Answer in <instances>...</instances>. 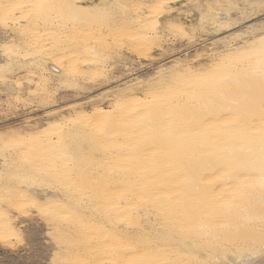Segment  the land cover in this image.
<instances>
[{
  "label": "rangeland",
  "instance_id": "obj_1",
  "mask_svg": "<svg viewBox=\"0 0 264 264\" xmlns=\"http://www.w3.org/2000/svg\"><path fill=\"white\" fill-rule=\"evenodd\" d=\"M14 1L0 0L8 4L0 11V216L13 223L0 264H179L175 229L160 225L164 209L175 214V197L139 186L163 161L187 167L191 142L172 131L160 141L158 121L114 107L132 99L143 107L151 91L194 73L208 91L209 119L211 111L230 121L264 115V53L211 69L264 37V0H75L83 16L72 0H39L33 13L20 11L31 0ZM27 15L41 16L37 29ZM46 53L71 64L70 74L54 72ZM98 110L110 114L91 118ZM18 138L42 141L21 154L12 148ZM24 194L66 205L53 213L25 204L19 214ZM256 234L238 251L216 246L198 264H264V233Z\"/></svg>",
  "mask_w": 264,
  "mask_h": 264
},
{
  "label": "bare ground",
  "instance_id": "obj_2",
  "mask_svg": "<svg viewBox=\"0 0 264 264\" xmlns=\"http://www.w3.org/2000/svg\"><path fill=\"white\" fill-rule=\"evenodd\" d=\"M40 1L43 2V0ZM40 1L31 0V5L20 8V11L33 13L31 8L35 9L34 4ZM70 2L73 9L80 12L81 16L90 14L88 11H83L84 9L80 10L75 0ZM15 3L18 4V1H14L13 4ZM4 5L0 6L2 13L7 10L8 4ZM30 17L27 15L24 18L27 23L34 25L37 29L41 16L31 17L34 18L33 20ZM43 20V22L49 21L44 17ZM35 44L39 45V42ZM41 48L43 50L45 46ZM242 51L249 53L242 54L240 51H235L213 66L212 71L217 73L224 65L238 63V60L244 57L260 56L264 53V37L247 45ZM52 55L53 53L44 54V57L48 58L46 59L48 66L56 73L70 74L71 71L68 68L71 64L68 62L70 66H66L68 68L65 69L66 61H63L64 64L60 60L58 62ZM196 76L198 75L189 73L172 78L167 86L151 91L145 99L142 98L144 100L141 101L148 100L150 103L143 107L140 105L139 108L134 103L140 100L133 99L122 100L121 102H125V105L121 108L120 105L114 107V110L117 108L119 112L124 111L130 116L144 111L149 118L158 121L159 136H164L160 138V141L168 137L167 132L172 131L177 136H186L187 141L191 142L187 167L163 161V164H159V175L156 174L154 178L149 179L152 181H145V185L139 186L141 191L144 189L148 193L175 197V214L168 208L164 209L162 211L164 222L160 221V225L163 226L162 232L169 231L171 228L175 229L177 246L175 257L179 264H193L195 260V264H198L200 256L206 257L209 251L216 250V246L219 245L222 248L228 246L238 251L245 244H249V240L253 241L258 235L256 233H264V231L260 232L264 230V115L255 113L256 115L248 116V120L230 121L228 117H224L222 111L220 113L211 111L213 118L209 119L208 91L205 92V84H196L192 81ZM107 114L110 113L98 110L91 118L97 119ZM231 122L235 124L230 125ZM41 141L42 138L36 140L18 138L11 146L24 154L34 149ZM146 145H150V142ZM163 157L166 158L167 154ZM3 179L4 177L0 176V180ZM159 189L163 190L160 194ZM72 194L71 190L62 192L63 197L68 199ZM62 199L48 200L45 204H40L35 198L24 194L14 206L19 214L26 213L23 209L25 204L54 213L66 205ZM118 208H115L116 211L119 210ZM1 214L0 241L6 243L7 236L13 231V223L7 213ZM110 218H112L111 215ZM169 220L172 222L170 223ZM100 221L106 220L98 219V222ZM194 250L196 254L193 253Z\"/></svg>",
  "mask_w": 264,
  "mask_h": 264
}]
</instances>
